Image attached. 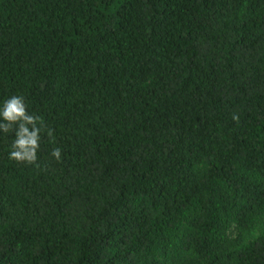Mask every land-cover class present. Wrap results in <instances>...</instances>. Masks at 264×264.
I'll return each mask as SVG.
<instances>
[{
	"label": "trees",
	"instance_id": "16d2710c",
	"mask_svg": "<svg viewBox=\"0 0 264 264\" xmlns=\"http://www.w3.org/2000/svg\"><path fill=\"white\" fill-rule=\"evenodd\" d=\"M14 95L0 264H264V0H0Z\"/></svg>",
	"mask_w": 264,
	"mask_h": 264
},
{
	"label": "clouds",
	"instance_id": "9594fccd",
	"mask_svg": "<svg viewBox=\"0 0 264 264\" xmlns=\"http://www.w3.org/2000/svg\"><path fill=\"white\" fill-rule=\"evenodd\" d=\"M41 126L38 127L37 125ZM42 122L39 117L29 114L23 96L14 95L0 102V132H14L9 158L18 162L35 164L39 148ZM48 135L52 132L49 130ZM51 155L61 159V150L54 148Z\"/></svg>",
	"mask_w": 264,
	"mask_h": 264
}]
</instances>
